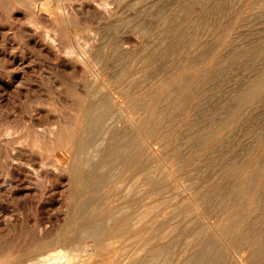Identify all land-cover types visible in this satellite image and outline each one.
<instances>
[{
	"label": "rangeland",
	"instance_id": "374dc122",
	"mask_svg": "<svg viewBox=\"0 0 264 264\" xmlns=\"http://www.w3.org/2000/svg\"><path fill=\"white\" fill-rule=\"evenodd\" d=\"M261 78L264 0H0V264L35 250L40 232H70L78 203L92 196L98 208L80 210L87 214L79 217L99 210L110 197L116 204L126 197L134 202L130 209L142 220L144 235L134 237L129 249L139 247L142 238L173 246L168 256L149 264L174 260L178 247L191 248L207 238L225 250L228 264L263 260ZM80 83H104L118 109L133 120L130 130L141 135L147 150L145 182L133 172L129 179L114 177L79 194L69 177L56 181L51 175L57 177L47 162L55 155L54 145L38 134L59 124L58 144L69 142ZM247 94L258 98L248 101Z\"/></svg>",
	"mask_w": 264,
	"mask_h": 264
},
{
	"label": "bare ground",
	"instance_id": "6f19581e",
	"mask_svg": "<svg viewBox=\"0 0 264 264\" xmlns=\"http://www.w3.org/2000/svg\"><path fill=\"white\" fill-rule=\"evenodd\" d=\"M203 1V0H201ZM210 1V0H209ZM219 1V0H218ZM201 3V2H200ZM207 4V3H206ZM213 4V3H212ZM170 6V5H169ZM132 8V7H131ZM116 11V10H115ZM79 14V13H78ZM203 15V14H202ZM127 18V17H126ZM131 18V17H130ZM169 18V17H168ZM215 18V17H214ZM108 24V23H107ZM164 24V23H163ZM80 25V24H79ZM78 27V26H77ZM108 27V26H107ZM214 27V26H213ZM98 29V28H97ZM96 29V30H97ZM111 30V29H110ZM167 32V31H166ZM203 32V31H202ZM3 33V32H2ZM179 34V33H178ZM224 34V33H223ZM91 36V35H90ZM86 38V37H85ZM115 39V38H114ZM157 39V38H156ZM115 41V40H114ZM123 41V40H122ZM164 41V40H163ZM162 42V40H161ZM65 43V42H64ZM168 44V43H167ZM100 45V43H99ZM104 45V44H103ZM195 45V44H194ZM202 47V46H201ZM206 47V46H205ZM126 48V47H125ZM165 48V47H164ZM167 49V48H166ZM99 50V49H98ZM119 51V50H118ZM197 51V49H196ZM121 52V51H120ZM176 52V51H175ZM99 53V52H98ZM206 53V52H205ZM105 54V52H104ZM154 54V53H153ZM93 56V55H92ZM152 56V55H151ZM159 56V55H158ZM174 58V57H172ZM112 60V59H111ZM99 61V60H98ZM191 62V61H190ZM79 63V61H78ZM192 64V63H191ZM157 65V64H156ZM74 66V65H73ZM106 66V65H105ZM158 66V65H157ZM183 66V65H182ZM70 67V66H69ZM127 67V66H126ZM161 67V66H159ZM68 68V67H67ZM85 68V67H84ZM71 69V68H70ZM81 69V68H80ZM109 69V68H107ZM68 70V69H66ZM104 70V69H103ZM174 70V69H173ZM86 71V70H85ZM162 71V70H161ZM206 71V70H205ZM73 72V71H72ZM57 73V72H56ZM109 73V72H108ZM158 73V72H157ZM252 73V72H251ZM81 74V73H80ZM86 74V73H85ZM162 74V73H161ZM84 73L82 72V77ZM116 75V74H115ZM189 75V74H188ZM61 76V75H60ZM123 76V75H122ZM121 76V77H122ZM137 76V75H136ZM119 77V78H121ZM191 77V74H190ZM60 78V77H59ZM68 78V77H67ZM89 78V77H88ZM108 78V77H107ZM117 78V77H116ZM124 78V77H123ZM73 79V78H72ZM77 79V78H76ZM130 79V78H129ZM164 79V78H163ZM184 79V78H183ZM187 79V78H186ZM185 79V80H186ZM190 79V78H189ZM251 79V78H250ZM262 79V78H261ZM93 80V79H92ZM117 80V79H115ZM131 80V79H130ZM199 80V79H198ZM260 80V79H259ZM264 80V78L262 79ZM106 81V80H105ZM197 81V80H196ZM93 82V81H92ZM96 82V81H94ZM120 81H117V83ZM131 82V81H130ZM191 81H189L190 83ZM89 83V82H87ZM121 83V82H120ZM188 83V84H189ZM257 83V82H256ZM262 83V81H261ZM65 84V83H64ZM82 84V83H80ZM96 84V83H94ZM104 84V83H102ZM89 85L84 86L82 84L77 90L79 92L80 103L77 109V114L75 118L74 126L71 128L68 133L71 137L69 142L63 146H60L58 143V139L56 137L58 128L49 127L40 130L38 137L40 139H51L52 151H54L55 155L51 158L50 162L53 165V168L50 170L57 174L53 177L57 180H62L63 177L67 176L70 179V184H73L76 188V191L80 193H86L92 186L95 187V190L101 186H106L114 177L127 178L131 176L133 172L140 174L143 178V181L146 180V170H147V154L145 151V145L143 144L144 140L140 138L139 135L134 134L130 129L132 128L133 120L127 116L124 110L118 109L117 101L115 102L112 97V93L108 90L105 85ZM110 84V83H109ZM108 84V86H110ZM112 84V82H111ZM253 85V84H252ZM258 85V84H257ZM127 85H125L126 87ZM188 86V85H187ZM199 86V85H198ZM77 87V86H76ZM83 87V88H81ZM180 87V86H179ZM196 89V86H194ZM54 88V87H53ZM75 89V87H73ZM112 88V87H111ZM114 88V87H113ZM129 88V87H128ZM186 88V87H185ZM131 89V88H129ZM249 89V87H248ZM247 89V90H248ZM252 90V86L250 87ZM124 90V89H123ZM144 90V89H143ZM75 91V90H74ZM249 91V90H248ZM253 91V90H252ZM251 91V92H252ZM77 92V93H78ZM247 92V91H246ZM246 92L245 95H246ZM250 92V91H249ZM127 93V91H126ZM198 93V92H197ZM242 94V93H241ZM252 94V93H251ZM120 95V94H119ZM123 95V94H122ZM248 95V94H247ZM248 101H253L256 96L248 95ZM262 96V95H261ZM260 96V97H261ZM148 97V96H147ZM239 97V96H237ZM243 96H241V99ZM246 98V96H245ZM211 99V98H210ZM239 99V98H238ZM136 100V99H135ZM245 100V99H244ZM242 101V100H241ZM16 102V101H15ZM139 102V101H138ZM183 102V101H182ZM41 102H39L40 104ZM78 103V101H77ZM76 103V104H77ZM132 103V101H131ZM241 103V102H240ZM38 104V105H39ZM148 104V102H147ZM175 104V103H174ZM42 105V103H41ZM61 105V104H60ZM238 106V105H237ZM128 107V106H125ZM124 107V108H125ZM144 107V106H142ZM74 108V107H73ZM123 108V107H122ZM146 108V107H145ZM237 108V107H236ZM258 108V107H256ZM60 109V108H59ZM75 109V108H74ZM127 109V108H126ZM37 110V109H36ZM147 111V110H146ZM239 111V110H238ZM36 112V111H35ZM119 112V114H118ZM174 112V111H173ZM40 114V112H39ZM38 114V115H39ZM118 114V115H117ZM138 114V113H137ZM229 114V113H228ZM134 115V114H133ZM234 115V114H233ZM34 116V115H32ZM232 117V116H231ZM242 117V115H241ZM15 118V117H14ZM28 118V117H27ZM30 118V117H29ZM64 118V117H63ZM24 119V118H23ZM35 119V118H34ZM70 119V118H69ZM66 118V120H69ZM46 120V119H45ZM228 120V119H227ZM36 121V119L34 120ZM71 122V121H68ZM225 122V121H224ZM223 122V123H224ZM242 122V121H241ZM9 123V122H8ZM32 123V122H31ZM39 123V122H38ZM36 121V124L38 126ZM50 123V122H49ZM56 123V122H55ZM230 123V122H229ZM245 123V122H244ZM57 124V123H56ZM69 124V123H68ZM67 124V126H68ZM43 125V124H42ZM62 125V124H61ZM73 125V123H72ZM36 126V125H35ZM46 126V125H45ZM43 125V127H45ZM53 126V125H52ZM70 126V125H69ZM120 126L124 127L123 129ZM137 126V125H136ZM142 126V125H141ZM220 127L222 125L219 124ZM16 127V126H15ZM71 127V126H70ZM140 127V126H139ZM206 127V126H205ZM230 127V126H229ZM5 128V127H4ZM20 128V127H19ZM36 128V127H35ZM141 128V127H140ZM155 129V128H154ZM158 129V128H157ZM34 130V129H33ZM62 130V129H61ZM64 130V129H63ZM10 131V130H9ZM16 131V130H15ZM19 131V130H18ZM66 131V130H65ZM148 131V130H147ZM154 131V130H153ZM152 131V132H153ZM157 131V130H156ZM219 131V130H218ZM221 131V130H220ZM3 132V131H2ZM38 132V131H37ZM64 132V131H63ZM62 132V134H63ZM68 132V131H67ZM144 132V131H143ZM149 132V131H148ZM151 132V134H152ZM210 132V131H209ZM213 132V131H212ZM217 132V129H216ZM8 133V132H7ZM12 133V132H11ZM22 133V132H21ZM65 133V132H64ZM139 133V132H138ZM10 135V132L8 133ZM16 134V133H15ZM36 134V133H35ZM66 134V133H65ZM211 134V133H209ZM29 135V134H28ZM60 135V134H59ZM219 135V134H218ZM263 135V134H262ZM6 136V135H5ZM13 136V135H12ZM16 136V135H15ZM14 136V137H15ZM19 136V135H18ZM16 136V138L18 137ZM64 136V135H63ZM67 136V135H66ZM207 136V135H206ZM217 136V135H216ZM4 137V135H3ZM7 137V136H6ZM35 137V135H34ZM37 137V138H38ZM61 137V136H60ZM65 137V136H64ZM9 138V137H8ZM12 138V137H11ZM10 138V139H11ZM28 138V137H27ZM143 138V137H142ZM214 138V137H213ZM212 138V139H213ZM7 139V138H6ZM204 139V138H203ZM13 140V139H12ZM18 140V139H17ZM31 140V139H30ZM207 140V139H206ZM208 140H210L208 138ZM1 141V140H0ZM3 141V140H2ZM1 141V142H2ZM8 141V140H7ZM11 141V140H10ZM14 141V140H13ZM12 141V143H14ZM26 141V139L24 140ZM42 142V140H40ZM9 142V141H8ZM207 143V141H205ZM204 142V143H205ZM222 142V141H221ZM4 143V142H3ZM7 143V142H6ZM12 143H10L12 145ZM24 143V142H23ZM30 143H32L30 141ZM29 143V144H30ZM34 143V142H33ZM37 143V142H36ZM258 143V142H257ZM1 144V143H0ZM45 144V143H44ZM47 144V143H46ZM49 145V144H48ZM47 145V148H48ZM205 145V144H204ZM203 145V146H204ZM6 146V145H5ZM4 146V147H5ZM8 146V145H7ZM13 146V145H12ZM32 146V144H31ZM50 146V148H51ZM209 146V145H208ZM236 146V145H235ZM22 147V146H21ZM19 147V148H21ZM30 147V146H29ZM198 147V146H197ZM6 148V147H5ZM14 148V147H13ZM18 148V147H17ZM18 148V149H19ZM211 148V147H210ZM7 149V148H6ZM11 149V148H10ZM31 149V147H30ZM33 149V147H32ZM41 149V147H40ZM147 149V148H146ZM9 150V148H8ZM25 150V149H24ZM39 150V149H38ZM49 150V148H48ZM22 151V150H20ZM19 151V152H20ZM40 152H43L39 150ZM51 151V152H52ZM152 151V149L150 150ZM27 152V150L25 151ZM46 152V151H45ZM50 152V153H51ZM48 153V152H47ZM151 153V152H150ZM189 153V152H188ZM21 154V153H20ZM19 154V155H20ZM43 154V153H42ZM10 155V154H9ZM22 155V154H21ZM24 155V154H23ZM33 155V154H32ZM31 155V156H32ZM51 156V154H49ZM194 155V154H193ZM1 156V154H0ZM3 156V155H2ZM8 156V155H7ZM18 156V155H17ZM26 156V155H25ZM24 156V157H25ZM36 156V155H35ZM149 156V155H148ZM152 157V155L150 154ZM33 157V156H32ZM201 157V156H200ZM22 158V157H21ZM28 158V157H26ZM39 158V156H38ZM13 159V158H12ZM33 158H31L32 160ZM37 159V157H36ZM49 159V158H48ZM156 159V158H155ZM195 159V158H194ZM25 160V159H24ZM30 160V161H31ZM34 160V159H33ZM41 159H38V161ZM234 160V159H233ZM23 161V160H22ZM154 161V159H153ZM18 162V160H17ZM33 162V161H32ZM35 162V161H34ZM46 162V163H47ZM16 163V162H15ZM23 163V162H22ZM29 163V162H28ZM27 163V164H28ZM37 163V162H36ZM149 163V162H148ZM12 164V163H11ZM17 164V163H16ZM30 164V163H29ZM33 164V163H32ZM40 164V163H39ZM14 165V164H12ZM26 165V164H25ZM43 165V164H42ZM46 165V164H45ZM50 165V166H51ZM15 166V165H14ZM35 166V165H34ZM41 166V165H40ZM49 166V167H50ZM10 167V166H9ZM7 167V168H9ZM23 167V165H22ZM31 167V165H30ZM45 169V166H43ZM25 168V167H24ZM40 168V167H39ZM38 168V169H39ZM42 168V167H41ZM182 168V167H181ZM11 169V168H10ZM9 169V170H10ZM43 169V168H42ZM2 170V169H1ZM7 171V170H6ZM12 171V170H11ZM16 171V170H15ZM21 171V170H20ZM27 171V170H26ZM32 171V170H31ZM29 171V172H31ZM38 170H36L37 172ZM42 171V170H41ZM149 171V170H148ZM28 172V171H27ZM39 173V172H38ZM43 173V172H42ZM49 173V172H48ZM9 174V172H8ZM22 174V173H21ZM40 174V173H39ZM38 174V175H39ZM44 174V173H43ZM19 175V174H18ZM17 175V176H18ZM25 175V174H24ZM36 175V174H34ZM49 175V174H48ZM6 177V176H5ZM20 177V176H19ZM29 177V176H28ZM32 176H30L31 178ZM44 177V175L42 176ZM66 177V178H67ZM170 177V176H169ZM8 178V177H7ZM13 178V177H12ZM58 178V179H57ZM131 178V177H130ZM253 178V177H252ZM35 180V178L33 177ZM32 179V180H33ZM149 179V178H148ZM7 180V179H6ZM22 180V179H21ZM25 180V179H24ZM23 180V181H24ZM116 180V179H115ZM16 181V180H15ZM31 181V180H29ZM140 181V180H139ZM142 181V180H141ZM20 182V180H19ZM22 182V181H21ZM41 181H39V184ZM116 182V181H115ZM122 182V181H121ZM124 182V181H123ZM128 182V181H127ZM7 183V182H6ZM9 183V182H8ZM50 183V182H49ZM119 182H116V184ZM131 183V182H130ZM249 183V182H248ZM11 184V183H10ZM43 184V182H42ZM69 184V185H70ZM122 184V183H121ZM124 184V183H123ZM122 184V185H123ZM29 185V184H28ZM61 185V184H60ZM162 185V183L160 184ZM167 185V184H166ZM238 185V184H237ZM111 186V185H110ZM171 186V185H170ZM173 186V185H172ZM40 187V185H39ZM43 187V186H41ZM123 187V186H122ZM176 185L174 186V188ZM41 189V193L45 190ZM71 188V187H70ZM73 188V187H72ZM117 188V187H116ZM165 188V187H164ZM167 188V187H166ZM220 188V187H219ZM102 189V188H101ZM158 189V187H157ZM92 190V189H91ZM104 190V187H103ZM159 190H161L159 188ZM175 190V189H174ZM39 191V190H38ZM93 191V190H92ZM98 191V190H97ZM108 191V190H107ZM201 191V190H200ZM32 192V191H31ZM99 192V191H98ZM132 192V191H131ZM40 193V192H39ZM46 193V190H45ZM97 192H95L96 194ZM113 193V191H112ZM142 193V192H141ZM221 193V192H220ZM68 194V193H67ZM93 194V192H92ZM137 194V193H136ZM198 194V193H197ZM215 194V193H214ZM248 194V193H247ZM13 195V194H12ZM94 195V194H93ZM98 195V194H97ZM100 195V194H99ZM98 195V196H99ZM111 195V194H110ZM113 195V194H112ZM111 195V196H112ZM126 195V194H125ZM128 195V194H127ZM64 196V195H63ZM88 196V193H87ZM97 196V197H98ZM116 196V195H115ZM96 197V196H95ZM95 197H88V199L83 203H78L77 209L79 212L72 217V221L77 222L75 228L70 232L63 231H55L52 232H40V245L35 249L33 246L32 252L26 254V256L22 259L17 260H7V262H2V264H149L152 261H157L160 257L167 253H169L173 246L169 245H155L151 243L153 238L146 241H141L139 247L136 246L135 249H129L130 245L134 237H140L143 230L140 228L139 219L131 212L130 207L134 203L131 199L123 198L125 201H118L120 204L115 203V199L109 198L108 201L103 204L104 206H100L99 210H93L94 212L89 214L87 217H79L87 214L85 212H80V210H85L91 206L93 208L97 206ZM100 197V196H99ZM109 197V196H107ZM113 197V196H112ZM73 198V197H72ZM75 198V197H74ZM73 198V199H74ZM119 198V197H118ZM111 199V200H110ZM121 199V197H120ZM119 199V200H120ZM67 200V199H66ZM85 200V199H84ZM104 200L103 198H100ZM177 200V199H176ZM42 201V200H41ZM70 201V200H69ZM140 201V200H139ZM138 201V202H139ZM61 202V201H60ZM99 202V201H98ZM137 202V203H138ZM167 202V201H166ZM204 202V201H203ZM222 202V201H221ZM34 203V202H33ZM73 203V202H71ZM195 203V202H194ZM224 203V202H223ZM76 203H74L75 205ZM143 204V203H140ZM180 204V203H179ZM26 205V204H25ZM144 205V204H143ZM142 205V206H143ZM197 205V204H196ZM67 206V205H66ZM73 206V205H72ZM71 206V207H72ZM41 208V207H40ZM73 208V207H72ZM142 208V207H141ZM194 208V207H193ZM223 208V207H222ZM44 209V207H43ZM68 209V208H67ZM76 209V206L75 208ZM48 210V209H47ZM88 210V209H87ZM68 211V210H67ZM90 211V210H89ZM92 211V210H91ZM142 211V210H140ZM139 211V212H140ZM88 212V211H87ZM159 212V211H158ZM174 212V211H173ZM25 213V212H24ZM141 213V212H140ZM194 213V211H193ZM136 214V213H135ZM41 215V214H40ZM39 215V216H40ZM54 215V214H53ZM168 215V214H167ZM136 217L135 221L138 224L135 226L133 219ZM30 217V216H29ZM144 217V216H143ZM170 217V216H169ZM194 218V217H192ZM146 220V219H145ZM169 220V219H168ZM195 220V219H194ZM27 221V220H26ZM50 221V220H49ZM144 221V220H143ZM185 221V220H184ZM54 222V221H53ZM148 222V221H147ZM63 223V222H62ZM179 223V222H178ZM38 224V220H37ZM69 224V223H68ZM73 224V223H72ZM75 224V223H74ZM142 224V223H141ZM145 224V223H144ZM56 225V223H55ZM143 225V224H142ZM54 227V225H52ZM140 227L139 230L137 228V232L133 231L134 227ZM177 226V225H176ZM247 226V225H245ZM56 227V226H55ZM58 227V226H57ZM67 227H69L67 225ZM133 227V228H132ZM146 227V226H145ZM194 227V226H191ZM29 228V227H28ZM48 228V227H47ZM52 228V227H51ZM143 228V226H142ZM161 228V227H160ZM55 229V228H54ZM147 229V227H146ZM150 229V228H149ZM231 229V228H229ZM187 230V229H186ZM192 230V229H191ZM203 230V229H202ZM67 231V230H66ZM136 231V229H135ZM199 231V230H198ZM39 233V234H40ZM155 233V232H152ZM151 233H149L150 235ZM207 234V233H205ZM38 235V234H37ZM144 235V234H143ZM146 235V234H145ZM234 235V234H233ZM23 236V235H22ZM39 236V235H38ZM202 236V235H201ZM249 236V235H248ZM149 237V236H148ZM152 237V235H151ZM154 237V236H153ZM205 237V236H204ZM36 238V236L34 237ZM141 238V237H140ZM139 238V239H140ZM194 238V237H193ZM244 238V237H243ZM256 238V237H255ZM166 239V238H165ZM176 239V238H175ZM234 239V238H233ZM245 239V238H244ZM16 240V239H15ZM37 240V239H36ZM138 240V239H137ZM239 240V239H238ZM154 241V240H152ZM164 241V240H163ZM218 241V240H217ZM216 241V242H217ZM235 241V240H234ZM31 242V241H30ZM29 242V243H30ZM36 242V241H35ZM32 244L33 245H38ZM169 242V240H168ZM167 242V243H168ZM176 242V241H175ZM215 242V241H214ZM213 242V243H214ZM262 242V241H261ZM28 243V244H29ZM117 243H121L122 247H118ZM212 241L201 240L194 243V247H178L176 251H178L179 256L174 260H166L167 257L163 259L162 262L165 264H228L226 263L225 250L218 244L213 245ZM5 244V243H4ZM29 244V245H30ZM117 244V245H116ZM120 244V245H121ZM133 244V243H132ZM184 244V243H183ZM27 245V243H26ZM251 245V244H250ZM254 243L252 244V246ZM30 246V247H31ZM134 246V245H132ZM256 246V243H255ZM262 246V245H261ZM260 246V247H261ZM264 246V245H263ZM262 246V247H263ZM24 247V246H23ZM26 247V246H25ZM29 247V248H30ZM36 247V246H35ZM118 247V248H117ZM168 247H172L171 250ZM175 247V246H174ZM223 247V246H222ZM238 247V246H237ZM240 247V246H239ZM261 247V248H262ZM14 248V247H13ZM28 248V247H27ZM28 248V250H29ZM259 248V246H258ZM257 248V249H258ZM8 249H10L8 247ZM22 250V248H20ZM25 249V248H24ZM23 249V251H24ZM241 249V248H240ZM251 249V248H250ZM18 250V249H17ZM27 250V249H26ZM25 250V251H26ZM243 250V249H242ZM260 250H264L260 249ZM259 250V251H260ZM12 251H16L12 250ZM11 251V252H12ZM31 251V250H30ZM173 251V250H172ZM175 251V249H174ZM175 251V252H176ZM237 251V249H236ZM258 251V250H257ZM256 251V252H257ZM229 252V251H228ZM263 252V251H262ZM16 253V252H15ZM22 253V252H21ZM25 253V252H24ZM172 253V252H171ZM255 253V251H254ZM261 253V252H260ZM264 253V252H263ZM9 255V253H8ZM13 255V254H12ZM228 255V254H227ZM254 255V254H253ZM256 255V253H255ZM260 255V254H259ZM257 254V256H259ZM2 256V254H1ZM5 256V255H4ZM16 256V255H15ZM172 256V255H171ZM244 256V255H243ZM6 257V256H5ZM257 258V257H256ZM3 259V258H2ZM252 259V258H251ZM255 259V258H254ZM162 260V259H160ZM230 260V259H229ZM250 260V259H248ZM253 260V259H252ZM256 260V259H255ZM264 260V259H263ZM263 260H257V264H264ZM254 261V260H253ZM259 261V262H258ZM158 262H156L157 264ZM162 263V264H164ZM230 263V262H229ZM252 263V262H251ZM230 264H246L243 260L237 261L232 259Z\"/></svg>",
	"mask_w": 264,
	"mask_h": 264
}]
</instances>
